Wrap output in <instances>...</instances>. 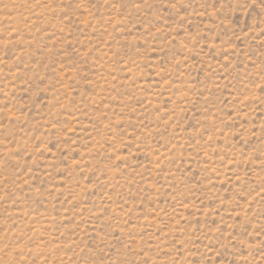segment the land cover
Segmentation results:
<instances>
[{"label":"rangeland","instance_id":"374dc122","mask_svg":"<svg viewBox=\"0 0 264 264\" xmlns=\"http://www.w3.org/2000/svg\"><path fill=\"white\" fill-rule=\"evenodd\" d=\"M0 264H264V0H0Z\"/></svg>","mask_w":264,"mask_h":264}]
</instances>
